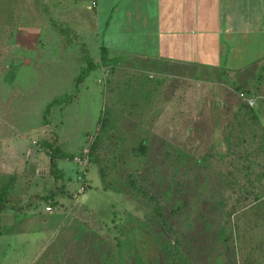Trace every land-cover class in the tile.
I'll return each instance as SVG.
<instances>
[{
  "label": "rangeland",
  "instance_id": "rangeland-1",
  "mask_svg": "<svg viewBox=\"0 0 264 264\" xmlns=\"http://www.w3.org/2000/svg\"><path fill=\"white\" fill-rule=\"evenodd\" d=\"M125 7L0 0V264H264V55L154 59Z\"/></svg>",
  "mask_w": 264,
  "mask_h": 264
},
{
  "label": "crops",
  "instance_id": "crops-1",
  "mask_svg": "<svg viewBox=\"0 0 264 264\" xmlns=\"http://www.w3.org/2000/svg\"><path fill=\"white\" fill-rule=\"evenodd\" d=\"M124 4L128 17L139 13L132 25V35L139 36L142 46L138 52L154 59L182 65L189 64L192 54L197 57L193 61L206 66L220 65L225 58L231 69L264 55V0H124Z\"/></svg>",
  "mask_w": 264,
  "mask_h": 264
},
{
  "label": "trees",
  "instance_id": "trees-1",
  "mask_svg": "<svg viewBox=\"0 0 264 264\" xmlns=\"http://www.w3.org/2000/svg\"><path fill=\"white\" fill-rule=\"evenodd\" d=\"M56 102L57 101H54L52 103V105L55 104ZM45 146L48 149L53 150L51 152V174L55 179H61L62 175H61L60 170L58 168V161L59 160H67V159L74 160L75 157L73 155H68V154H59V152H57L56 150L53 149L52 144L47 143ZM16 182H17V176L13 175L8 180V182L0 189V214L3 212V210L6 208V206L9 205V203L11 201L13 202L14 194H12V193H14V189L16 188ZM52 196L53 195L50 194L48 196H43L42 198L48 200V199L52 198Z\"/></svg>",
  "mask_w": 264,
  "mask_h": 264
},
{
  "label": "built area",
  "instance_id": "built-area-1",
  "mask_svg": "<svg viewBox=\"0 0 264 264\" xmlns=\"http://www.w3.org/2000/svg\"><path fill=\"white\" fill-rule=\"evenodd\" d=\"M240 98L243 100V102L250 108H256V106L259 105V102L264 99L262 96L258 95H250L246 93H241ZM75 161L82 163L87 166L88 160L87 159H76ZM80 193H83V190L80 191Z\"/></svg>",
  "mask_w": 264,
  "mask_h": 264
}]
</instances>
